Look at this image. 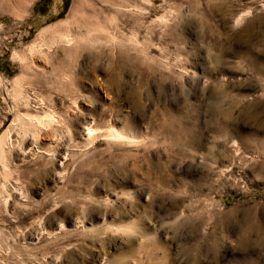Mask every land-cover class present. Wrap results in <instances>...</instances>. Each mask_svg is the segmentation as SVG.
Masks as SVG:
<instances>
[{"label":"rangeland","instance_id":"obj_1","mask_svg":"<svg viewBox=\"0 0 264 264\" xmlns=\"http://www.w3.org/2000/svg\"><path fill=\"white\" fill-rule=\"evenodd\" d=\"M0 141V264H264V0H0Z\"/></svg>","mask_w":264,"mask_h":264},{"label":"bare ground","instance_id":"obj_2","mask_svg":"<svg viewBox=\"0 0 264 264\" xmlns=\"http://www.w3.org/2000/svg\"><path fill=\"white\" fill-rule=\"evenodd\" d=\"M75 10V9H74ZM75 13V12H74ZM73 14V13H72ZM56 28V27H55ZM86 135H89L90 134V131H87L86 133H85ZM113 135H114V133H113ZM90 138V137H89ZM88 141V140H87ZM1 142V141H0ZM1 144V143H0ZM4 150V149H3Z\"/></svg>","mask_w":264,"mask_h":264}]
</instances>
